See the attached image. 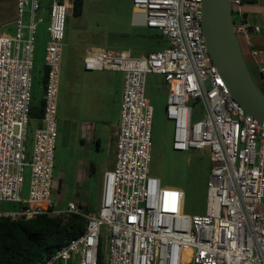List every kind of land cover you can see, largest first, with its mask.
I'll use <instances>...</instances> for the list:
<instances>
[{"label": "built area", "instance_id": "2783aa9c", "mask_svg": "<svg viewBox=\"0 0 264 264\" xmlns=\"http://www.w3.org/2000/svg\"><path fill=\"white\" fill-rule=\"evenodd\" d=\"M202 1L132 0L133 23L158 31L167 42L161 50L137 56L124 50L85 51V70L123 74L114 166L103 174L98 209L86 213L79 203L57 210L51 200L56 102L71 0L47 4L42 126L34 129L29 155L36 33L45 17L41 0H16L14 30L0 33V202L19 205L0 211V217L16 221L74 213L86 219L83 233L44 264H184L186 259L191 264H264V124L231 97L212 64L201 28ZM231 8L234 32L248 41L241 0H231ZM250 54L257 56L254 50ZM148 74L161 76L167 88L172 150L205 151L210 158L203 215L183 214V191L162 186L150 174ZM26 177L27 197L21 199Z\"/></svg>", "mask_w": 264, "mask_h": 264}, {"label": "rangeland", "instance_id": "374dc122", "mask_svg": "<svg viewBox=\"0 0 264 264\" xmlns=\"http://www.w3.org/2000/svg\"><path fill=\"white\" fill-rule=\"evenodd\" d=\"M133 12L132 0H84L82 13L78 16L73 14L72 7H70L66 13L64 27L63 69L66 71L67 68L80 62L87 48L124 50L132 56H137L166 47L167 42L158 31L133 23ZM234 19L237 21L236 18ZM45 28L46 22L39 24L36 33L32 70V99L35 103L41 100L43 93L44 45L47 39ZM66 80L67 75L59 74V104L62 99V86ZM253 80L257 84L254 78ZM161 83L160 76L149 75L145 78V97L153 107L149 171L152 176L160 179L162 186L183 191V214L203 215L206 209V181L210 158L205 151L172 150L173 126L165 117L167 88L161 87ZM200 116L201 114L197 115L196 119ZM34 129L35 125L32 122L29 123L26 145L28 155L31 152V138ZM58 143L59 138L55 142L54 178L51 188V200L55 203V209L64 210L70 202L76 203L77 199L82 196L81 192L86 190L87 202L83 206L90 205L93 207L91 211H96L99 205V201L94 198L97 179L91 177L88 187L78 191L73 183L74 180L67 175L65 177L68 157ZM27 192L28 179L26 177L20 194L21 199H26ZM18 205L13 202H0V211H13L18 208ZM104 237L105 233H102L101 245L104 243ZM101 256L104 258V254ZM188 261L191 264L190 259Z\"/></svg>", "mask_w": 264, "mask_h": 264}, {"label": "crops", "instance_id": "0c3cea01", "mask_svg": "<svg viewBox=\"0 0 264 264\" xmlns=\"http://www.w3.org/2000/svg\"><path fill=\"white\" fill-rule=\"evenodd\" d=\"M41 1L40 14L45 17L47 27L49 0ZM15 3L16 0H0V33L2 34L10 35L14 30ZM241 10L249 27L248 41L239 38L241 48L249 71L264 94V75L261 73L264 69V0H246L241 4ZM63 49L64 44L59 74L67 75V80L62 86L61 104L58 102V86L56 118L58 144L63 147L68 157L65 177L67 175L74 180L73 183L78 191L88 187L91 177L96 178L97 189L94 198L99 201L103 174L111 169L115 162L123 74L118 71H87L83 68L82 59L65 71L62 67ZM87 49L106 50L101 47ZM250 50L256 51L257 56L253 57ZM161 87L165 89L163 79ZM31 122L35 128L42 126V121L31 120L29 123ZM85 191L81 192L82 196L76 203H79L83 209L93 212L92 206H83L87 202Z\"/></svg>", "mask_w": 264, "mask_h": 264}, {"label": "trees", "instance_id": "16d2710c", "mask_svg": "<svg viewBox=\"0 0 264 264\" xmlns=\"http://www.w3.org/2000/svg\"><path fill=\"white\" fill-rule=\"evenodd\" d=\"M83 4L84 0H71L74 15H81ZM45 74L46 69L43 86ZM42 112V100L35 103L31 98L29 122L42 121ZM85 225L86 219L74 213L63 216L43 213L16 221L0 217V264H44L58 249L82 234ZM186 263L189 264L187 259Z\"/></svg>", "mask_w": 264, "mask_h": 264}, {"label": "water", "instance_id": "95a60500", "mask_svg": "<svg viewBox=\"0 0 264 264\" xmlns=\"http://www.w3.org/2000/svg\"><path fill=\"white\" fill-rule=\"evenodd\" d=\"M201 28L207 53L231 97L264 124V94L253 80L234 32L231 0H203Z\"/></svg>", "mask_w": 264, "mask_h": 264}, {"label": "bare ground", "instance_id": "6f19581e", "mask_svg": "<svg viewBox=\"0 0 264 264\" xmlns=\"http://www.w3.org/2000/svg\"><path fill=\"white\" fill-rule=\"evenodd\" d=\"M184 264H185V262H184Z\"/></svg>", "mask_w": 264, "mask_h": 264}]
</instances>
